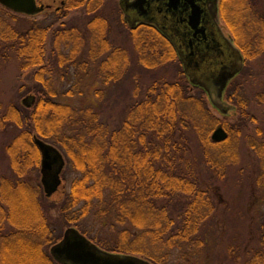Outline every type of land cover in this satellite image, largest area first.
I'll list each match as a JSON object with an SVG mask.
<instances>
[{"label":"trees","instance_id":"obj_1","mask_svg":"<svg viewBox=\"0 0 264 264\" xmlns=\"http://www.w3.org/2000/svg\"><path fill=\"white\" fill-rule=\"evenodd\" d=\"M52 1L45 11L52 12V20L44 23L0 5V66L19 61L31 80L21 95L35 98L31 107L23 99L0 115V131L14 127L16 133L6 148L16 179L0 177V264H60L51 249L70 228L103 251L151 264H168L174 250L203 246L200 233L216 203L200 182L191 136L196 135L205 161L223 169L231 139L249 121L256 122L247 114L240 88L235 82L227 93L238 107L235 124L227 116L219 120L206 93L189 83L171 43L154 27L132 29L123 19L141 66L155 70L178 61L181 68L174 81L142 87L133 76L129 52L110 41L106 0ZM248 2H221L245 62L264 52V19ZM73 12L84 15L66 22ZM85 49L87 61L79 64L98 63L104 88L95 92V104L76 107L58 100L54 65H77ZM120 87L132 94L125 103L116 96ZM73 94L68 90L62 96ZM220 128L229 137L211 139ZM35 138L56 147L66 161L64 172L76 174L59 203L47 197L42 181L32 185L29 180L36 172L41 175ZM230 163L237 159H226ZM66 183L63 178V190ZM106 230L110 237L104 236ZM243 264H264V248Z\"/></svg>","mask_w":264,"mask_h":264},{"label":"rangeland","instance_id":"obj_2","mask_svg":"<svg viewBox=\"0 0 264 264\" xmlns=\"http://www.w3.org/2000/svg\"><path fill=\"white\" fill-rule=\"evenodd\" d=\"M119 2L120 0H106L103 11L110 22L108 29L110 41L116 47H122L129 52L132 69L135 71L133 76L137 83L143 87L156 80H176L181 72L178 61L168 63L155 70H148L139 64L135 44L129 28L123 22L124 18ZM39 3L48 6L53 4V1L44 0ZM248 3L253 6L256 16L264 19V0H249ZM56 6H59V2ZM50 13L52 12H43L32 19L43 23L46 20L50 22L52 20ZM73 13L66 22L72 20L73 23L76 21L75 19L84 15ZM222 17L221 28L227 36L231 37L233 35L231 26L226 22L223 14ZM51 47L52 43L49 48L51 49ZM252 49L255 51L256 46ZM65 53L68 54L69 50H66ZM87 58L85 49L83 57L77 65L66 64L61 69L55 61L53 77L55 87L61 94L58 98L59 101L70 103L76 107H87L98 101L95 92L103 89L104 83L97 73L98 63H91L86 68L81 67L79 63L87 61ZM245 64V70L237 81L236 87L240 88L238 94L247 104L249 118L255 119L256 122L249 121L248 129H244L240 136L231 139L229 145L224 149L227 154L224 159H221L225 161V165L219 171L205 161L203 148L200 147L196 135L192 133V146L198 161L196 169L200 182L209 191L216 205L200 233L204 245L174 250L168 264H243L247 258L249 259L258 250L264 248V156L262 163L258 153L253 149L254 145H260V142L264 143V138H262V136L264 137V52L253 60H246ZM26 74L21 71L20 62L15 58L0 66V115L8 110L13 103L21 104V101L28 96L27 94L25 96L24 92L21 95V87L31 83ZM129 85H131L130 82L126 83L128 88L131 87ZM68 90L75 94L72 97H63L62 93ZM122 91L121 89L117 92L116 96L125 103L124 101L126 99L129 101L132 94L128 93L127 95ZM233 93L236 92L233 91ZM123 108H120V114ZM209 109L219 120L224 119L211 106ZM237 118L238 116H233L228 119V122L235 124ZM10 129L13 132L0 131V177L15 180L16 177L6 151L7 146L16 136L15 128L11 127ZM260 133H262L261 137H259ZM215 152V150L210 151L211 155ZM261 153L264 155V149L261 150ZM226 159L233 161L237 159V163L226 164ZM64 171L62 179L67 181L65 189L63 190L61 185L57 194L50 197L52 202L59 203L63 199L64 193H68L72 180L76 177L73 172ZM29 180L32 185H37L41 182L42 176L36 172ZM54 216L58 217L59 215L55 212ZM65 230L67 231V229ZM104 236L110 237L108 230L105 231Z\"/></svg>","mask_w":264,"mask_h":264},{"label":"water","instance_id":"obj_3","mask_svg":"<svg viewBox=\"0 0 264 264\" xmlns=\"http://www.w3.org/2000/svg\"><path fill=\"white\" fill-rule=\"evenodd\" d=\"M170 9L178 10L183 2L187 0H167ZM212 7L208 20L210 30L217 42L222 44L223 56L218 61H212L207 58L198 62V56L191 54L194 52V44L190 43L186 30H181V25L171 22L165 23L161 20L155 22L144 19L134 20L131 11L143 7L145 0H121V7L125 15V22L130 28L135 29L141 24L155 26L171 43L177 52L182 64L184 73L189 83L202 89L208 97L211 106L222 116H228L235 108L225 101L226 91L229 82L244 67L245 60L242 52L234 44V39H228L221 28V20L218 13V3L220 0H210ZM129 3V4H128ZM0 5L4 8L28 17H34L43 13L46 9L44 5H39L37 0H0ZM192 15L189 19V27L196 31L198 35L205 36L207 30L202 27L204 11L198 4L190 3ZM141 16V15H140ZM174 25V26H173ZM186 41L181 40L185 37ZM181 43L187 44V48L182 47ZM221 61L224 65H221ZM215 62V63H214ZM231 63V64H230ZM214 64V65H212ZM231 67H230V65ZM35 98L27 97L23 104L31 107ZM226 138V134L220 128L214 136L216 141ZM35 144L41 154V175L42 185L47 197H52L58 192L62 185L61 175L66 165L63 154L54 146L47 144L41 139L35 138ZM51 255L60 264H151L150 262L134 256L117 255L103 251L97 247L88 238L82 235L76 229H68L62 241L54 245L51 249Z\"/></svg>","mask_w":264,"mask_h":264},{"label":"flooded vegetation","instance_id":"obj_4","mask_svg":"<svg viewBox=\"0 0 264 264\" xmlns=\"http://www.w3.org/2000/svg\"><path fill=\"white\" fill-rule=\"evenodd\" d=\"M133 1H136V0H130V2H133ZM187 1L188 2H183L181 4V6L178 8V10H173V9L169 8L167 0H145L144 6L143 7L140 6V9L136 8V9L132 10L131 14H133L134 20L144 19L146 21H151V22H155L156 20H158V21L161 20L162 22H165V23L171 22L173 24L181 25V30H186V33L188 35L187 37H188V39L191 40V41H189V46H190V43L194 44V48L192 49V50H194V52H192L191 54H194V56H196V55L198 56V59H199L198 62L203 63L202 61L206 60L207 58L211 59L212 61H214V60L218 61V59H220L221 56L224 55L223 49L221 48L223 45L220 44L219 42H217L216 38L213 37V33L210 30V22L208 20V17H209V13H210V10L212 7L211 1L210 0H187ZM192 1L194 4L195 3L198 4L202 8V10L204 11L202 27H204V29L207 30V33L205 36L198 35L196 33V31H193L189 27L188 23H189L190 16L192 15V9H191L190 3ZM221 2H222V0H220L218 3V13H219L220 20L223 19L222 13H221ZM120 3H121V0L119 2V7H120V10L123 14V18L125 19V15L123 13V9H122ZM139 26H149V27H154L155 29H157L155 26L148 25V24H141ZM159 33H161V32L159 31ZM184 36L185 37H182L181 40L186 41L187 37H186V35H184ZM226 37L228 39L233 38V37L229 38V36H227V35H226ZM234 44H235V42H234ZM181 45H182V47L187 48V44L181 43ZM243 57H244V55H243ZM212 65H214V64H212ZM221 65H224L223 61H221ZM245 66H246V64H244L243 69L234 78L231 79V81L229 82L228 87H227L225 101L228 102L229 105H231L235 108V111H231L229 113V115L227 116L228 119H231L233 116L234 117L238 116V107L235 104L230 103L228 101L227 93H228L229 89L231 88V85L235 82L237 83L239 78L242 76V74L245 70ZM230 67H231V65H230ZM247 114H249V113H247ZM223 132L225 133V131H223ZM214 134H213V138L215 136ZM225 134L227 137H229L227 132ZM261 135H262V133H260L259 137H261ZM262 138H264V137L262 136ZM253 147H254L253 149H255V151L258 153L259 159H261L262 163H263V156L264 155H262L261 150L264 149V143L261 144V142H260V145H254ZM260 147H262V148H260Z\"/></svg>","mask_w":264,"mask_h":264}]
</instances>
